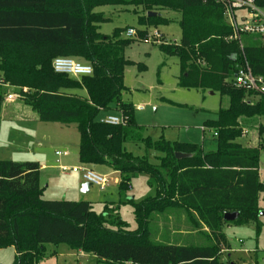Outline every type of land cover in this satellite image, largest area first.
Here are the masks:
<instances>
[{"label":"trees","instance_id":"1","mask_svg":"<svg viewBox=\"0 0 264 264\" xmlns=\"http://www.w3.org/2000/svg\"><path fill=\"white\" fill-rule=\"evenodd\" d=\"M255 2L264 6V0ZM106 5L142 8L143 14L136 13L145 26L169 23L166 12L180 15V42L160 41L158 46L179 59L180 87L228 97V107L207 121L206 128L218 133L216 151L144 135L136 107L124 100V79L133 63L127 49L147 31H140L138 39L122 36L130 27L101 33V24L110 18L95 9ZM57 57L83 59L93 73L80 78L57 73L52 65ZM245 62L264 76V38L235 37L225 6L217 0H0L2 83L17 87L41 121L76 125L80 163L92 168L106 164L118 172L121 195L119 202H104L101 211L92 201L47 200L39 162L0 160V249L15 246L14 264H38L47 243H68L95 255L97 264H237L222 258V250L230 248L225 226L254 223L259 230L264 192V142L256 147L238 142L247 127L264 136V96L233 84ZM2 101L0 96V106ZM110 111L119 112L124 123L101 122V112ZM129 142L143 145L145 153L134 154ZM177 152L188 157L177 158ZM140 174L148 176L155 193L136 202L127 190ZM124 203L134 208V230L122 219ZM235 211L240 212L237 219L225 220V213ZM182 216L201 235L200 243L174 240L168 223ZM155 219L160 223L153 230ZM173 226L179 230L178 223Z\"/></svg>","mask_w":264,"mask_h":264},{"label":"rangeland","instance_id":"2","mask_svg":"<svg viewBox=\"0 0 264 264\" xmlns=\"http://www.w3.org/2000/svg\"><path fill=\"white\" fill-rule=\"evenodd\" d=\"M259 9L264 14V6ZM95 11L103 12L110 18L101 24V33L110 35L116 28L133 27L137 34L132 38L138 39L140 31H147L145 38L138 39L127 49L126 56L133 63L127 66L124 79L127 87L124 100L132 102L136 107L135 118L138 124L145 127L144 135L151 136L154 140L163 137L171 142L199 144L206 152L216 151L218 144L214 136L215 128L207 129V121L214 119L220 108L228 107V97H223L218 92L212 94V91L203 92L199 89L180 87L179 59L176 56L166 55L158 46L160 43L158 41L180 42L182 35L180 15L166 12L165 16L170 19L169 23L145 26L138 18L139 14H143L142 8L131 5H106L96 8ZM245 13V10H239V14ZM156 31L161 34L160 38L155 37ZM122 36L129 38L126 30ZM77 60L84 62L80 58ZM7 89L0 86V96H3L4 100L7 99L5 102L12 99L22 101L18 88ZM250 98L256 100L253 96ZM29 108L32 109L30 106ZM33 111L38 114L37 111ZM100 115L102 118L120 113L110 111L101 112ZM78 140L79 132L74 124L65 127L58 122L35 120L32 115L20 111H13L8 115L3 113V117H0V160L39 161L48 165L41 168L40 174L45 199L89 200L96 203L97 211H101L104 202L121 200L119 184L112 172L113 169L106 164L96 166L97 172L108 176L109 183L106 189L92 185L89 192L84 193L82 185L85 180H82V174L63 172L58 166L59 156H56L55 151L58 149L62 151L65 145H68L72 152V155L65 160L79 165L77 154L74 152L78 149ZM261 140L256 129L247 127L238 142L244 146L256 147L264 142V136ZM127 148L136 155L145 153V148L141 144L129 142ZM260 169V178L264 182V149L261 150ZM148 180L146 174L138 175L131 183V189L127 190V194L136 202L154 195L155 188L149 186ZM260 206L264 210V192L261 194ZM120 213L122 219L127 222L128 229L137 228L134 208L130 203L122 204ZM159 223L155 219L152 229H157ZM174 223L171 220L168 223L169 227ZM259 224V230L254 223L225 227L233 250L230 253L231 258L227 257L229 249L225 247L222 250L224 261L237 264H264L263 214L259 215ZM174 240L181 244L190 243L189 237L185 242L179 238ZM45 249V256L38 264H97L95 255L75 250L68 243H47ZM16 255L15 246L0 249V264H14Z\"/></svg>","mask_w":264,"mask_h":264},{"label":"built area","instance_id":"3","mask_svg":"<svg viewBox=\"0 0 264 264\" xmlns=\"http://www.w3.org/2000/svg\"><path fill=\"white\" fill-rule=\"evenodd\" d=\"M217 1L224 4L225 16L234 29L235 37H238L241 33H249L261 35L264 38V14L260 11L255 0ZM239 10H245V15L239 17ZM136 34L137 31L133 27L126 30V35L129 38L136 36ZM155 37L160 38L161 34L156 31ZM52 65L57 73L66 74L75 78L91 75L93 73V66L90 63L81 62L71 57H57L53 60ZM233 84L234 86L245 90L247 93L253 94L255 97L264 96V76L254 74L247 62L241 65L236 72ZM10 98H12V96H10ZM101 122L111 125H120L124 123V118L121 115H108L103 117ZM217 134V132H214V136H217ZM56 155L59 157L68 156L69 152L67 150H57ZM60 168L63 172L70 171L81 173L85 182L99 186L101 189H106L109 183L108 176L97 172L95 168L87 165H61Z\"/></svg>","mask_w":264,"mask_h":264},{"label":"crops","instance_id":"4","mask_svg":"<svg viewBox=\"0 0 264 264\" xmlns=\"http://www.w3.org/2000/svg\"><path fill=\"white\" fill-rule=\"evenodd\" d=\"M238 15H239V17H241V16H243V15H245V14H239V12H238ZM181 72V71H180ZM2 85V87H5V88H8V89H14V88H16L17 89V87H14V86H8V85H6V84H3L2 83V75H1V72H0V86ZM7 89V90H8ZM9 100V99H8ZM5 101H7V99H3V101H2V103H1V106H0V117H3V113H7V115L8 114H10V112H13V111H20V112H23L24 114H29V116H31L32 115V118H34L35 120H40V118H39V114H37V113H35L31 108H29V105H26L24 102H22V101H18V100H16V99H12V100H9V102H5ZM31 107V106H30ZM105 117V116H104ZM103 118V117H102ZM101 118V119H102ZM217 118V113L215 114V118L214 119H216ZM208 120H210V119H208ZM41 121V120H40ZM62 125V124H61ZM64 126V125H63ZM65 127H68V126H65ZM79 140H80V137H79ZM79 140H78V149H76L74 152H76V154H77V159H78V162H79V164H81L80 163V160H79ZM59 150V149H58ZM63 150H67L68 152H69V155L68 156H62V157H59V168H60V166L61 165H68V166H73V165H77L76 163H69V161H66L65 159L66 158H69L71 155H72V152L70 151V148H69V146L68 145H65L64 146V149ZM57 151V150H56ZM56 151H55V154H56ZM57 156V155H56ZM58 157V156H57ZM37 162H39V161H37ZM40 163V162H39ZM40 165H41V168L43 169L44 167H46V166H48V165H46V164H41L40 163ZM49 166H52V165H49ZM53 167H55V166H53ZM95 168V167H94ZM61 169V168H60ZM97 171V170H96ZM260 171H261V169H260ZM112 172H114V174H115V176H116V180H117V183L119 184V182H120V177H119V174H118V172H116L115 170H113ZM40 180H41V178H40ZM82 180L84 181V179H83V177H82ZM90 190V189H89ZM89 190L87 191V192H89ZM43 192H44V188H43ZM84 193H86V192H84ZM44 195V194H43ZM89 201V200H88ZM93 202V201H92ZM110 202H115V201H110ZM264 211V210H263ZM264 215V214H263ZM180 219V220H179ZM179 219H175L176 220V222L175 223H178V226H180L179 227V230L178 231H175V226H173V225H171L169 228L172 230V232H174V235H175V239L176 238H179V239H181V240H183L184 242L185 241H187V238L189 237V241H190V243L192 242V243H200L201 241V235L198 233V232H196V231H191L190 230V228H189V226L186 224V222H185V216H182V217H180ZM174 220V219H173ZM162 223H163V221H162ZM174 223V224H175ZM226 227V226H225ZM226 233V232H225ZM227 235V234H226ZM229 240V239H228ZM189 243V242H188ZM229 243H230V241H229ZM230 246H231V248H229V250H228V253H227V257L228 258H231V255H230V253L232 252V250H233V248H232V245H231V243H230ZM228 249V248H227ZM238 259H241V258H238ZM244 260V259H243Z\"/></svg>","mask_w":264,"mask_h":264},{"label":"water","instance_id":"5","mask_svg":"<svg viewBox=\"0 0 264 264\" xmlns=\"http://www.w3.org/2000/svg\"><path fill=\"white\" fill-rule=\"evenodd\" d=\"M147 15L148 16H155V15H157V13L156 12H148ZM211 93L213 94L214 92L212 91ZM176 157L177 158H185V157H188V154L177 152ZM91 186L92 185L89 182H84V184L82 185V192H87ZM260 214H264V211H262ZM239 215H240L239 211L227 212V213H225V220L233 221V220L237 219L239 217Z\"/></svg>","mask_w":264,"mask_h":264}]
</instances>
